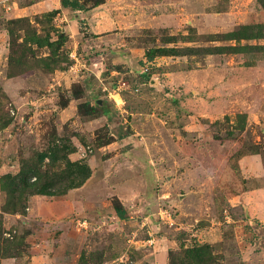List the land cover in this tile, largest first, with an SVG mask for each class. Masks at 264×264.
<instances>
[{
    "label": "rangeland",
    "instance_id": "rangeland-1",
    "mask_svg": "<svg viewBox=\"0 0 264 264\" xmlns=\"http://www.w3.org/2000/svg\"><path fill=\"white\" fill-rule=\"evenodd\" d=\"M59 3L0 11V259L40 244L52 264H255L264 39L228 34L264 25V0ZM100 97L117 135L89 111ZM27 167L52 195L2 211Z\"/></svg>",
    "mask_w": 264,
    "mask_h": 264
},
{
    "label": "trees",
    "instance_id": "trees-1",
    "mask_svg": "<svg viewBox=\"0 0 264 264\" xmlns=\"http://www.w3.org/2000/svg\"><path fill=\"white\" fill-rule=\"evenodd\" d=\"M89 1L91 2L89 7H85L82 3H80V0H60L59 4L62 8H65V9L69 8L73 12H76V11L80 12V11H87L89 9L95 8L96 6L103 3V0H89ZM257 1L255 0V2ZM261 29H264V25H255L251 27L250 26L239 27L237 31L233 33L232 32L229 33L228 37L236 41L238 39H243V38L251 39L250 37L257 38V39L259 38L264 39V35L261 34L260 32ZM247 31H249L248 34H247ZM252 31H257V32H254L255 34H252L253 33ZM87 105L88 104H86V106ZM89 111L96 113L95 108H93L92 106L89 107ZM79 167L75 166V170H77V172L81 174H79L80 178L77 180L76 186L72 187L73 189L80 187L82 183L89 177V171L87 170V168L85 167L79 168ZM31 168L32 167L30 168L27 167L25 168V170L22 169L20 173L14 178L6 179L7 188H8L7 194H8L9 200L7 201V205H6L7 208L3 209L2 211H10L13 213L17 212L18 209L22 207L23 205L22 203H24L27 200V198L33 195H42V196L52 195V194H47L44 192L46 188L52 187V185H50L48 182H45L47 180L38 181V183H34V182L29 183V177H31L32 175ZM29 169L31 170L30 172H29ZM26 174H29V175L26 176ZM43 178L45 179V177ZM63 194L64 192H62L59 195H63ZM113 211L115 213V216L119 220H125L127 218L125 210L122 208V206L117 201H114ZM204 256H205V253H202V251L198 250L195 253H193L192 257L198 261L197 264H203L204 261L202 259H204Z\"/></svg>",
    "mask_w": 264,
    "mask_h": 264
},
{
    "label": "crops",
    "instance_id": "crops-1",
    "mask_svg": "<svg viewBox=\"0 0 264 264\" xmlns=\"http://www.w3.org/2000/svg\"><path fill=\"white\" fill-rule=\"evenodd\" d=\"M63 10L65 11L66 9ZM85 14L87 15L86 17L93 18L96 16V9L86 11ZM73 17L76 18V16ZM91 33L95 35V32H91ZM76 191H79V189ZM72 200L75 201V198L73 197ZM59 203H64V202L59 201ZM66 215H69L68 212L63 213L62 217ZM43 248L44 247L40 244L38 245L34 244V246L31 247L32 252H29V254H22V256L20 257L2 258L0 259V264H52L50 255L47 253L46 250H43ZM261 256H263L262 258L263 261L258 262L257 259H259V257ZM253 259L255 260V264H264V250L260 252L256 258Z\"/></svg>",
    "mask_w": 264,
    "mask_h": 264
},
{
    "label": "water",
    "instance_id": "water-1",
    "mask_svg": "<svg viewBox=\"0 0 264 264\" xmlns=\"http://www.w3.org/2000/svg\"><path fill=\"white\" fill-rule=\"evenodd\" d=\"M93 107L100 113L105 124L112 135H117L119 131V122L114 110L111 108L105 97L97 98L93 101ZM259 239L255 245L257 248L264 246V229L257 231Z\"/></svg>",
    "mask_w": 264,
    "mask_h": 264
},
{
    "label": "built area",
    "instance_id": "built-area-1",
    "mask_svg": "<svg viewBox=\"0 0 264 264\" xmlns=\"http://www.w3.org/2000/svg\"><path fill=\"white\" fill-rule=\"evenodd\" d=\"M14 4V0H0V11H8Z\"/></svg>",
    "mask_w": 264,
    "mask_h": 264
}]
</instances>
